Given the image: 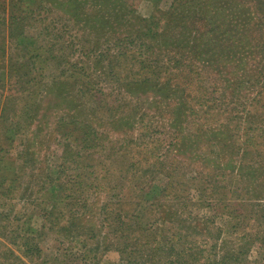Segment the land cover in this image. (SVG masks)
I'll return each instance as SVG.
<instances>
[{"label": "rangeland", "instance_id": "374dc122", "mask_svg": "<svg viewBox=\"0 0 264 264\" xmlns=\"http://www.w3.org/2000/svg\"><path fill=\"white\" fill-rule=\"evenodd\" d=\"M80 2L0 0V264H264V209L232 170L264 161V0H238L210 59L185 34H211L219 0ZM11 16L42 48L15 50Z\"/></svg>", "mask_w": 264, "mask_h": 264}, {"label": "trees", "instance_id": "16d2710c", "mask_svg": "<svg viewBox=\"0 0 264 264\" xmlns=\"http://www.w3.org/2000/svg\"><path fill=\"white\" fill-rule=\"evenodd\" d=\"M255 1V0H252ZM242 2H244V0H242ZM242 2L238 3V0H219L220 3V8L221 9H216L215 12H219L220 14L222 13L223 10V14L221 15L222 19L219 21L220 15L216 16L217 20L215 21V29L212 30L211 34H208L207 31L205 30H201V36L200 37H196L195 34H191V31L188 29L187 33L185 35H187L191 40H187L185 41V43L187 45H190L193 42H196L197 46H198V50L203 56H205L206 58L212 57L214 54H217L219 51L221 50H229L228 48V41L231 40H235L236 38L233 36V31H232V26L233 25H241L243 22H241V20L245 21V18L243 17V15H240L239 12L242 9ZM72 3L75 4L76 6V10L77 11H81V9H83V5L81 4L82 2H80V0H72ZM85 6H88L90 3H83ZM85 11H87V9H83ZM111 16V14H108L107 16L102 12H96L95 16L90 19L89 21H94V23H90L88 24L89 27H95L97 28V26H99V24H105L107 22V18ZM11 19V20H9ZM6 22H8L9 25V34L11 36V38H13V40L15 41V50H21V49H28V48H33L36 47L38 48V46L40 48H42L40 45H36L35 43H37V41H30L29 43H22L20 41L16 40V37H14V32L13 30H15L16 28H20L23 26L20 24L21 20L20 18H15L14 16L11 17H5ZM215 20V18H214ZM247 20H249V18H247ZM248 23V21H246ZM183 35V36H185ZM207 36L210 39H219L220 41H216V43H220V45L218 46V48L215 50V48L213 47H205V44L202 41H207ZM182 37V36H179ZM178 37V38H179ZM175 38V37H174ZM183 42V39L180 40H175L174 44H179V43ZM225 43V45H223ZM238 43V41H237ZM194 44V43H193ZM182 45H179L177 47V49L180 51V48H183ZM212 45V44H211ZM49 51H51L49 49ZM182 54L185 52V49H181L180 51ZM202 56V57H203ZM33 59H42V57L40 55H32ZM180 62V61H179ZM24 66V64H19L17 66V69H21ZM22 71V70H19ZM23 75H21L20 77L22 78ZM186 78V77H185ZM192 84V81H191ZM179 87V86H177ZM193 93H195L194 91H192ZM177 111H180V106L177 110V108L174 109L173 113L175 115V113H177ZM181 118H177L175 117V122H179L181 121ZM181 124V123H179ZM215 130L219 131L221 134H224L225 137H227L223 144L220 143L219 150L218 152H215L217 156H219V154H222V156L226 159L231 158V161L234 162L235 164V158L238 156V152H232L234 150H232V145L227 144L226 140H228V133L230 132V130L228 129L227 126L225 125H221L219 127H217ZM210 131V129H206L205 131H202V135H204L206 132ZM197 132V131H196ZM199 133V131L197 132ZM182 134H184V132H182ZM185 136V135H184ZM183 142H187L188 137H181ZM199 139L201 138L200 136L198 137ZM204 140V139H202ZM189 142V141H188ZM204 142H206L204 140ZM256 143V142H254ZM257 144V143H256ZM216 144H212L210 141H208L207 143V147H206V152L207 155L204 156H210L213 154L214 156V151L213 149L211 150L212 146H215ZM260 147H264V143H260L259 144ZM259 145L257 144V146L259 147ZM193 152V151H192ZM252 151L248 152V155L251 153ZM252 154H250L249 156H251ZM260 153H255L254 154V161H250L249 163H244V164H239V165H235V167L232 169L235 172H237L239 177H242L246 180H250V177L253 178L254 183H245L243 189H244V193H249L252 189V198L249 200L250 202L247 203V205L253 209L252 213L254 214V216H258V210L259 209H264V205H262V203L259 202V197L264 196L261 195L260 191L258 189H264V161L260 160ZM152 156L150 155H146L145 158L146 159H150ZM253 157V156H252ZM231 161H229V163H232ZM239 162H241L239 160ZM237 164V163H236ZM136 165V163L134 164V166ZM261 179V180H260ZM262 215H259L258 218H260ZM117 221H119L120 227L121 228V235L122 237L126 236V230H128L126 227L124 228L125 223L123 222V215H119L117 218ZM177 238V237H176ZM175 238V239H176ZM237 258H234L232 255L226 253L221 261V264H230L233 262V260L235 261ZM173 263V262H172Z\"/></svg>", "mask_w": 264, "mask_h": 264}]
</instances>
